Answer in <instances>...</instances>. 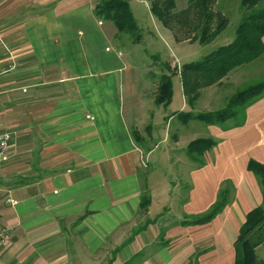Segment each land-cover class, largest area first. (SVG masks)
Instances as JSON below:
<instances>
[{
  "label": "crops",
  "instance_id": "crops-1",
  "mask_svg": "<svg viewBox=\"0 0 264 264\" xmlns=\"http://www.w3.org/2000/svg\"><path fill=\"white\" fill-rule=\"evenodd\" d=\"M97 1H0V55L14 63L0 76V128L13 133L0 166V228L13 232L0 244V264H234L239 229L262 202L248 166L264 165V96L240 126L182 123L183 132L195 128L189 142L214 144L187 172L186 189L172 188L171 176L151 164L171 168L173 116L219 109L196 107L202 89L189 104L179 74L207 53L173 41L147 0H139L143 12L128 0L144 48H158L156 62L177 70L170 104L157 106L158 77L138 53L146 49L121 46L114 25L94 15ZM187 2L174 0L175 10ZM223 191L226 204L197 223Z\"/></svg>",
  "mask_w": 264,
  "mask_h": 264
},
{
  "label": "trees",
  "instance_id": "trees-1",
  "mask_svg": "<svg viewBox=\"0 0 264 264\" xmlns=\"http://www.w3.org/2000/svg\"><path fill=\"white\" fill-rule=\"evenodd\" d=\"M150 13L161 25L175 34V42L180 40L198 42L200 45L211 43L224 29L226 19L218 14V22L213 28L214 15L211 11L213 0H188L187 6L180 12L175 11L174 0H147ZM242 15L234 31L232 41L211 50L199 60L183 64L179 70L183 80V88L187 95L192 92V99L199 95V89L218 83L227 73L248 65L252 61L264 57V0H240ZM94 15L100 20L111 22L119 36H127L132 44H139L140 30L131 13L128 0H98L94 6ZM194 33L191 38L182 37L185 32ZM189 35V33H187ZM165 74L157 80L154 103L166 108L171 101V78L176 69H170L163 64ZM201 87V88H200ZM264 96V80L236 91L229 96L225 104L214 111L192 113H179L176 116L186 121L193 120L205 125H219L230 121L235 127L240 126L244 120L245 109L251 103ZM188 97V96H187ZM191 104L190 100L187 101ZM137 132L132 136L138 142ZM213 141L199 138L190 141L185 147V156L188 161L197 166L203 164L202 156L213 146ZM251 170L259 179L261 185L262 202L251 210L239 229L235 243L236 259L234 264H264L257 261L254 249L264 242V165L255 162L249 163ZM140 209L145 210L149 199L141 196ZM226 204V193L223 191L209 214L202 217L197 223L208 221Z\"/></svg>",
  "mask_w": 264,
  "mask_h": 264
},
{
  "label": "rangeland",
  "instance_id": "rangeland-1",
  "mask_svg": "<svg viewBox=\"0 0 264 264\" xmlns=\"http://www.w3.org/2000/svg\"><path fill=\"white\" fill-rule=\"evenodd\" d=\"M0 1L3 2V0ZM133 3L137 4V8H139L142 12L145 10L143 5L139 3V0H133ZM210 7L214 15L213 23H211L212 27L214 28L218 22V18H217L218 14L224 16V18L226 19V24L224 25V29L221 31V33L211 43H209V45L208 44L204 46L200 45L201 47L199 48L198 51L200 52V55L209 53L211 50H214L220 45H222L223 42L225 41L232 40L234 37V31L238 25V22L240 21L243 12L240 4V0H213ZM175 11L180 12L181 10L180 11L175 10ZM166 30L171 35L173 41H175L174 38L177 31L175 30L171 32L168 29ZM187 33H189V35ZM187 33L185 32L183 35H181L182 37L178 36V38H191L192 35L194 34L192 33V31H189ZM140 35H141V40L139 44L142 46V48H144L143 40H142L144 36L141 34V32ZM119 43L121 44V46H125L126 48L131 47L130 45H133L131 40L127 36H122V38H120ZM134 45H138V44H134ZM161 46H163V44ZM144 49L146 50L144 51L138 50V53L139 54L141 53L140 61L143 60L149 65V68H146V70L149 71V75L154 74L155 76H157L158 77L157 80H158L159 76L165 74L166 72L164 70V67H162L163 64H168L169 62L166 61L159 63L156 62L157 58H155V56L157 55L154 53L155 52L154 50H159L158 48L151 49V47L150 48L148 47ZM145 51L146 54L149 55V59L147 60L145 59L146 57V54H144ZM200 58H201L200 56L199 58L197 57V59ZM257 60H254L251 63H249L248 67H245L247 65H243L238 68L236 67V69H233V71L227 73L226 76L223 77L218 83H213L203 88L200 87L203 90V95H202L203 100H201L202 102L198 101L197 103L199 102L200 103L197 104L196 107L204 108L208 104H210V106L212 104L220 108L225 104L227 98L236 91L245 88L247 85H252L261 80H264V57H261ZM201 91L199 92V95ZM208 92H210L209 95H207ZM192 98H193L192 92L188 93L187 101L190 100L191 104L193 102ZM189 121L193 122V120H189ZM187 122L188 121H186V123ZM182 123L183 120L179 119V117L175 115L166 124L168 125L166 130L167 144H169L170 147L169 149L171 150L172 162L171 165L169 164L171 168L163 167V165L157 166L156 163H152L151 168L156 170L159 167L160 170H164L167 175L171 176V180H173V183H171L172 188L175 186L176 183L178 184L179 189L180 190L182 189L184 191L186 189L185 176L192 167L196 166L195 163L188 161V158L184 154L186 144L189 143V140L191 139L190 137L192 135L191 133H193V130H195V128L191 126V123H189L190 126H187V129L183 132V130H181L180 128L182 126ZM181 134L184 135V138H182L181 141H179ZM162 146L163 144L161 145L159 144V149H157L155 152H159ZM256 250H258L257 254H256ZM254 254L258 262L264 263V242L260 243L255 247Z\"/></svg>",
  "mask_w": 264,
  "mask_h": 264
},
{
  "label": "built area",
  "instance_id": "built-area-1",
  "mask_svg": "<svg viewBox=\"0 0 264 264\" xmlns=\"http://www.w3.org/2000/svg\"><path fill=\"white\" fill-rule=\"evenodd\" d=\"M1 48H3L4 51L3 53H5L6 55L10 54L8 48L5 45L1 46ZM13 68H14V63L9 62L7 64H4L0 55V76H2L5 72L12 70ZM12 140H13V133L8 129L5 130L0 128V166L6 164L9 160L8 153ZM8 202L11 205L16 204V202L11 199H9ZM12 232H13V228H8V227L0 228V244L5 243L10 238Z\"/></svg>",
  "mask_w": 264,
  "mask_h": 264
}]
</instances>
